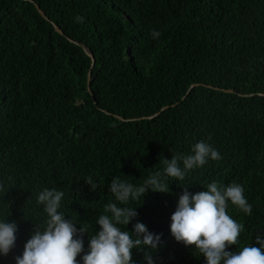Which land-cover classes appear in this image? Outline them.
<instances>
[{"label": "trees", "instance_id": "1", "mask_svg": "<svg viewBox=\"0 0 264 264\" xmlns=\"http://www.w3.org/2000/svg\"><path fill=\"white\" fill-rule=\"evenodd\" d=\"M200 140L222 158L180 185H243L252 214L229 204L244 230L228 250L254 245L264 232V0H0V213L18 224L0 264H15L44 225L42 189L63 191L60 210L92 235L114 176L140 184L161 155H187ZM168 183L170 194L132 205L133 224L162 234L154 264H206L170 233L183 188ZM143 255L134 250L136 264Z\"/></svg>", "mask_w": 264, "mask_h": 264}, {"label": "clouds", "instance_id": "2", "mask_svg": "<svg viewBox=\"0 0 264 264\" xmlns=\"http://www.w3.org/2000/svg\"><path fill=\"white\" fill-rule=\"evenodd\" d=\"M151 35L158 39L160 32L153 30ZM221 158L217 149L200 140L191 146L187 155L172 153L170 159L161 155L158 164L162 167L144 177L140 184L114 176L108 189L114 200L104 205L103 214L95 220L99 230L92 235L83 223L69 219L60 210L65 196L63 191L42 189L36 200L46 220L42 227H35L22 254L15 257V264H136L134 250L144 253L143 264H154L153 253L163 246L162 234L149 231L142 222L133 224L139 206L132 205L141 199L144 202L149 192L170 194L172 183L169 184V180L180 185L191 171L202 168L209 160ZM84 182L92 191L97 190L98 184L91 176ZM180 186L183 191L169 225L177 242L194 247V252L203 256L206 264H264V232L257 233L254 245L242 246L238 251L228 250L239 244L244 230V225L228 214L229 204L245 215L252 214L243 185L233 182L220 186L213 181L204 187L205 191L195 194L187 190L188 186ZM0 191H4L2 183ZM9 217L0 213V256L3 257L15 248L17 240L18 224ZM130 224L131 231L128 230Z\"/></svg>", "mask_w": 264, "mask_h": 264}, {"label": "water", "instance_id": "3", "mask_svg": "<svg viewBox=\"0 0 264 264\" xmlns=\"http://www.w3.org/2000/svg\"><path fill=\"white\" fill-rule=\"evenodd\" d=\"M36 8L38 9L39 13H40L43 17H45L47 20H49V17L46 15V13L43 11V9H41V7H40L38 4H36ZM53 25H54L55 30H56L58 33H60L61 35H64V31H63L58 25H56L55 23H53ZM71 40L74 41L75 43H79V42H77V41H75V40H73V39H71ZM83 47H84V49L86 50L87 54L92 58V67H93L94 64H95V57H94L93 53H92L89 49H87V47H86L85 45H84ZM92 67L89 69V73H88V89H89V91H91V74H92ZM215 88H216V89H220L219 87H215ZM190 90H191V89H190ZM190 90H189L187 93H189ZM222 90L225 91V92H235L234 89H224V88H223ZM183 98H185V97H183ZM168 107H169V105L164 106V107L162 108V110L165 109V108H168Z\"/></svg>", "mask_w": 264, "mask_h": 264}]
</instances>
